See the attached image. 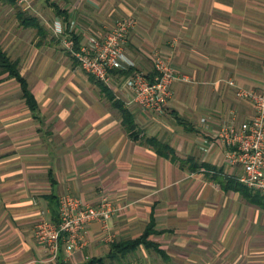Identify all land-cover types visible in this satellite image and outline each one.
<instances>
[{"label": "crops", "instance_id": "obj_1", "mask_svg": "<svg viewBox=\"0 0 264 264\" xmlns=\"http://www.w3.org/2000/svg\"><path fill=\"white\" fill-rule=\"evenodd\" d=\"M86 1L98 6L95 0ZM53 7L64 11L57 3ZM106 15L134 19L127 55L149 78L155 77L153 56L161 54L184 79L173 84L167 114L125 104L136 124L138 136L133 138L120 109L93 75L81 67L86 76L69 86V98H57L52 89L41 98L44 82H32L0 41L11 60L18 61L38 105L34 116L18 81L0 75V264H83L107 256L113 243L139 237L151 222L159 233L149 238L158 244L157 235L187 227L210 237L227 231L247 235L251 210H264L231 188L228 179L242 169L228 165L224 147L212 135L222 123L254 114L251 102L236 97L227 81L262 90L264 0H118ZM31 21L20 20L25 27L38 25L45 39L42 23ZM96 25L104 27L103 19L98 17ZM69 56L72 66L80 65ZM70 72L72 76L76 70ZM110 89L125 103L124 89ZM150 139L160 143L162 152ZM66 194L92 204L107 198L117 210L106 229L92 221L72 254L61 241L59 256L52 260L34 228L42 216L59 219L60 198ZM198 246L208 253L214 248ZM159 247L168 260L166 245ZM141 250L136 249L139 256ZM132 264L151 262L136 259ZM177 264L215 263L190 262L183 254Z\"/></svg>", "mask_w": 264, "mask_h": 264}, {"label": "rangeland", "instance_id": "obj_2", "mask_svg": "<svg viewBox=\"0 0 264 264\" xmlns=\"http://www.w3.org/2000/svg\"><path fill=\"white\" fill-rule=\"evenodd\" d=\"M95 1L98 6L94 7L86 0H23L21 2L0 0V41L10 56L19 59L32 82L36 84L41 80L44 82V86L39 91V95L42 94L41 98L46 95L48 97L51 89L57 98H69L71 94V91L67 92L69 86L73 82H81L80 79L86 76L80 65L72 66L69 51L63 42V35L78 37V40L82 37L79 41L84 43L88 36H103L110 32L119 20L130 17L121 16L114 19L107 17V12L118 0ZM56 3L64 10L62 14L54 9L53 5ZM21 13L31 19L32 23H42L45 39H41L38 33L40 29L37 26L22 25L19 17ZM88 17L96 23L98 17L103 19L104 27L96 28V23L91 25ZM59 23L64 27L57 26L63 29L62 34L56 31V25ZM74 70L76 72L70 76V71ZM124 77L116 76L115 73L112 85L121 88ZM167 113L168 111H165L163 114ZM156 238L161 240V244L166 245L170 253L168 260L142 246L144 250L140 251L141 256L136 251L118 259L104 255L103 264H132L136 259L138 261L149 259L151 264H177L183 254L190 262L212 259L215 264L226 261L228 264H264V210L258 208L251 210L250 231L247 235L232 236L231 231H227L223 235L210 237L198 228L187 227L184 231H174L167 236L157 235ZM201 243L210 244L214 248L209 253L201 252L198 248ZM179 247L185 250L181 251Z\"/></svg>", "mask_w": 264, "mask_h": 264}, {"label": "built area", "instance_id": "obj_3", "mask_svg": "<svg viewBox=\"0 0 264 264\" xmlns=\"http://www.w3.org/2000/svg\"><path fill=\"white\" fill-rule=\"evenodd\" d=\"M134 25V19L126 17L119 20L107 34L88 36L78 47L73 36L63 35V42L80 66L109 88L114 87L115 71L130 70L121 87L126 92L125 104L137 106L144 112L163 114L173 84L184 78L161 54L153 56V81L136 67L127 55L128 35ZM56 31L63 33L59 27H56ZM227 83L235 88L236 97L251 102L254 114L238 123H222L212 135L224 147L228 165L242 169V173L235 178L248 188L264 191V73L261 91L238 86L230 79ZM201 121L206 125V118ZM204 143L208 141L205 139ZM116 210L117 207L107 198L92 204L76 195L66 194L60 198L59 219L51 221L42 216L35 224L34 236L46 247L50 258L55 260L59 256L61 241L65 244L66 253L72 254L83 244L86 227L92 221H100L106 229L108 220Z\"/></svg>", "mask_w": 264, "mask_h": 264}, {"label": "trees", "instance_id": "obj_4", "mask_svg": "<svg viewBox=\"0 0 264 264\" xmlns=\"http://www.w3.org/2000/svg\"><path fill=\"white\" fill-rule=\"evenodd\" d=\"M21 19H29L27 16H25L24 13H21L20 16ZM32 22V21H31ZM37 27L40 29V27L37 25ZM78 37H75L76 47H78ZM131 71H115V73H118L122 76H126ZM7 73L8 77L14 78L18 81L21 87L22 91V97L25 99V102L29 109L31 110L32 114L36 116L38 105L37 101L35 99L34 94L31 92L28 82L24 76L21 75L19 68H18V61L11 60L7 52L3 49L1 43H0V75ZM154 78H150L151 81H153ZM99 84L101 85L102 89L105 91V93L110 97L111 100H113L116 107H118L122 113L123 116V125L127 129V131L130 132L131 136L133 138H136L138 136V133L136 131V124L134 122V118L132 113L125 107V103L121 100H118L115 98V95L113 94V91L104 84L103 82L97 80ZM149 143L153 144L157 147L159 152H162L158 146L160 143H158L155 139H150ZM228 182L231 186V188L241 192L244 197H246L250 202L257 204L258 206L264 207V193L260 192H252L247 186H245L243 183L239 182L235 177H231L228 179ZM154 223L151 222L147 229L144 231L142 235L139 237L133 238V239H127L121 242L113 243L110 248V252L108 253L107 257L111 259H118L120 256H125L128 253L136 251V249L139 246H143L146 249L154 250L159 255H165L164 251L159 247V244L152 241L149 236L151 234L159 233L158 231L153 229ZM104 259L103 257H95L91 258L88 261H86L83 264H103Z\"/></svg>", "mask_w": 264, "mask_h": 264}]
</instances>
